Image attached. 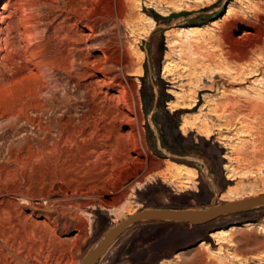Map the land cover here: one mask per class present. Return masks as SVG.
<instances>
[{"label": "rangeland", "instance_id": "rangeland-1", "mask_svg": "<svg viewBox=\"0 0 264 264\" xmlns=\"http://www.w3.org/2000/svg\"><path fill=\"white\" fill-rule=\"evenodd\" d=\"M202 2L99 0L92 7L95 21H82L76 28L72 9L83 6L81 0H0V198L7 200L0 218L4 223L12 213L21 227L39 233L36 239L30 237L29 243L23 238L20 247L9 252L10 258L21 264H82L88 253L133 213L150 209L203 211L229 200L264 195V114L231 109L232 103L245 105L257 95L264 97V70L259 77L242 81L225 78L227 72L238 78L237 70L244 68L245 62L228 59L216 41L226 24L232 28L230 35H241L254 13L264 15V0ZM229 9L233 11L230 15ZM236 23H240L238 29L233 30ZM90 27H95L93 41L79 44L74 33ZM190 27L206 29L205 36L196 37L198 41L191 38L190 43L178 36ZM87 43L92 46L84 55L89 53L96 60L106 49L111 67L128 57L125 75H133L126 77L136 90L129 100L138 101L141 120L136 130L146 142L141 152L152 157L149 168L132 165L115 170L108 181L93 165L88 169L92 158H80L77 167L67 166L63 172L64 160L56 154L44 151L21 158L16 153L15 144L25 137H49V146L56 140L65 148L56 118L68 109L75 118L89 112L85 93L61 71L71 63L81 66L78 49ZM253 56L264 59V54ZM167 62L173 63L170 78L164 73ZM38 64L42 77L36 75ZM172 80L177 84H171ZM214 83L218 87L213 88ZM202 87L211 92H201ZM37 90L43 93L39 96ZM37 103L47 108H34ZM21 110L24 115L21 113L19 120L12 117ZM92 115L96 121L89 122H106L100 111ZM115 130L119 135L125 133ZM94 131L96 126L87 124L86 145L96 142L98 147L101 139ZM205 131L213 137H204ZM10 147L16 149L15 154ZM136 153L126 157L133 159ZM254 160L255 165L250 162ZM225 165L242 176L230 182ZM177 167L197 171L190 188L173 181ZM249 171L251 176L245 178L243 174ZM106 193H114L115 201ZM39 200L52 201L55 206L35 210L24 203ZM232 228L234 239L229 238L230 243L228 238L222 239L226 244L216 245L211 235ZM234 242L237 246H232ZM203 244H209V250ZM30 249L32 259L26 253ZM235 252L240 256L234 257ZM263 256L264 207H260L200 226L148 223L131 228L98 264H222L223 260L226 264H264Z\"/></svg>", "mask_w": 264, "mask_h": 264}, {"label": "bare ground", "instance_id": "bare-ground-1", "mask_svg": "<svg viewBox=\"0 0 264 264\" xmlns=\"http://www.w3.org/2000/svg\"><path fill=\"white\" fill-rule=\"evenodd\" d=\"M81 1H82L83 6L81 5V7L79 8L72 9V13L75 15L74 27L76 28L80 27V24L82 23V21H86V20L89 22L95 21V15L93 13L94 9H92V7L95 3L97 4V1L99 0H81ZM207 1L209 2L210 0H203L202 3L204 4ZM90 6L91 8H89ZM231 13H233V11L230 10L228 15H230ZM123 14L124 13L120 15L119 19L123 17ZM251 18L253 19V21H249V26L247 27L245 31L241 33V35L235 36V37L232 34L230 35L228 32L232 28H230L229 26L230 24L229 25L226 24L224 25L222 34L216 40L217 42H219L224 54L227 56L228 59L234 60L236 62H245L244 68H238L237 70L238 78L232 77V75H230L229 72H227L228 76L227 75L224 76L225 78L227 77L229 79H234L235 81L236 80L242 81V80H245L246 77L249 79L255 78L257 76L259 77L260 76L259 73H262L264 70V59L259 60L258 57L256 59H253L254 56L252 57L253 53H258L260 55L264 54V15L262 13L256 12ZM155 24H153V26H155ZM239 24L240 23H236V25H234L233 27V30H237ZM205 30L200 27H196V28L190 27L188 29H182L181 31H179L178 36H181L183 39H186L187 41L189 40L191 41V38H194V37H195L194 40L196 39V37H199V36L204 37ZM88 31L89 33H87ZM74 34L79 44L85 41L86 39L92 40V38H94V35H95V27H90L89 30L84 29L83 33L79 32V33H74ZM216 38H213V40ZM198 39L196 40L198 41ZM197 44H200V43H197ZM173 45H175V42L172 43V46ZM91 46H92L91 44L87 43V44H84V49H82V47L78 49L79 50L78 52L80 54L77 60L81 62V66L79 68L76 67L75 64L71 63L70 67H65L61 69V71L65 72L69 76L70 80L73 81L77 90H82L85 93V97H86L85 102H87L88 106L90 107L89 112L87 114L81 115L77 118L69 115L70 114L69 109L66 112H64L60 117L56 118L55 122L60 128L61 142L65 145V148L64 147L60 148L59 143H58L59 141H56V140L52 146H49L47 142L49 137H47L44 140H36V139H32L31 137H25L19 140L17 144H15L17 147L16 149H18L17 150L18 152L16 151V149H13V147L12 148L10 147L11 149L9 148V150L11 151L13 150L12 151L13 154H15L14 151H16V153H18L17 157H21V158L26 157V156L29 158L35 157L37 155L42 154L44 151H48L49 153L53 155L56 154L59 156L60 159H62V161L64 160L63 164L61 165L62 171L66 169L67 166H70L72 168L77 167L78 162H79L78 160L80 158L84 160L88 158H92L94 159L93 162L87 163L88 169H91L93 165L95 168H97L100 171L99 175L102 178H104V180L108 181L110 179V173L115 170L123 169L129 166H132V165L134 166L139 165L143 167L144 166L147 167L148 165V168H149V166L152 164V157L149 153H147V151L145 154L141 152V149L144 147L146 142H145V136L141 132L138 133L137 131L138 129L136 130V126L138 123H140V120H141L140 113H139L140 111L138 110V101L136 99L134 100V102L129 100V96L131 93L134 97L136 96V90L131 85L130 81L127 79V77H132L133 75L132 74L125 75V68H126L125 65H126V62H128L129 60L128 57L127 59L124 58L121 62H118L114 68L108 65L109 62H112L111 61L112 58H110L109 51L106 49H102L101 51L102 56L96 60H92L89 53L84 55V52H89L88 50L91 49ZM191 46H188V47L190 48ZM36 66H38L36 70L37 71L36 75L38 77L44 76V72L41 69H39L40 65L38 64ZM172 66H173V63L171 62L166 63L165 68H164V73H165L166 78L172 77V74H171ZM114 69H116V73ZM172 81L174 82H172L171 84L173 85L177 84V81L176 82L175 80H172ZM221 86L223 87L224 85H221ZM225 86H226V83H225ZM216 87H218V83L213 84V88H216ZM46 88L47 87H45V89ZM37 91L38 92L36 93L39 96L43 93V90H37ZM201 92L206 93V92H211V90L207 87H202ZM256 97L257 98L254 100H249L248 103H245V105H237V104L232 103L231 105L232 112H235V111L240 112L245 109L247 111L249 110L254 116L259 115V114L262 116L264 114V97L263 95H257ZM32 102L34 103V101ZM196 107H197L196 104L192 106V108H196ZM34 108L44 110L47 107L43 103H37L34 106ZM182 109H185V108L182 107ZM98 111H100L104 115L103 118H105L106 122H100V124L98 122H89V121H96V118H94L92 114ZM21 113H22V110L18 111L17 114H12V117L14 116L16 120L17 119L19 120V115H21ZM22 115H24V113H22ZM259 119L262 120L263 118L261 119L259 117ZM12 123H10V125H12L10 129L13 128ZM87 124L96 126V132L95 131L94 132L101 139V141L97 143V144H100L99 146L97 145L98 147H96L95 145L96 142L95 144L90 143L91 145H86L87 143L85 140V136L87 134L86 133ZM115 129L125 130V133L123 135H119ZM202 134L207 139H210L213 137L207 131L202 132ZM35 141H38V143H35ZM130 152H137L136 157L133 159L126 157L130 154ZM119 156H123V158H120ZM225 159H228V158L225 157ZM247 160L248 159H245L244 161H247ZM250 162L254 163L255 160L250 161ZM250 162L248 164H250ZM224 168L229 173L228 180L230 182H234L236 181L237 177L242 176L238 173L237 170H234L232 166L225 165ZM251 174L252 173L249 171L243 174V176L246 178V177H250ZM174 175L175 176H174L173 181H180L187 188H190L189 187L190 180L192 178L195 179L198 176L197 171L189 167H177L176 174ZM106 194L107 196H110L109 198H111V201H115L116 195L114 193H106ZM243 200H246V198ZM237 201L239 200L238 199L229 200L230 203L237 202ZM6 203H7L6 197H1L0 198V213L3 211L1 209L2 206ZM24 203L28 206H31L35 210H47L49 209V207L55 206V203L49 200H46V201L39 200L34 203L25 201ZM84 205L85 204H83V206ZM9 208L10 207H8L7 210H9ZM111 211L113 212L114 210H111ZM200 213L207 215L208 210L200 211ZM134 215L136 214L135 213L131 214V216H134ZM18 222H19V219L12 213L8 215V218L4 223L1 221V218H0V264H21L19 262L20 260L10 258L9 252L12 253L13 249L16 246L20 247L19 243L23 241L22 240L23 238H26L28 242V239L30 240V237H33L36 239V237H38L39 235L37 230L29 231L26 228V226L21 227V224H17ZM13 223H15L16 225L11 226V224ZM233 232H235L233 228L222 230L217 233H213L211 237L214 239L216 245H219V243L222 242V239H226V238H228V241L227 240H223V241H227L228 243H230L229 238L231 239L234 237V236L232 237ZM233 239L231 242H233ZM222 243H225V242H222ZM203 245L205 246V249L209 250V244H203ZM235 245L237 246V244H235L234 242L232 246H235ZM240 252H238V255H236V252H235L234 257L240 256L239 255ZM26 253L28 255V258L32 259L33 249L26 251ZM221 255L223 254L220 253L219 256ZM19 256L16 255V257L18 258ZM178 258L180 257H177V259ZM240 259H242V257ZM244 260L248 261L246 259ZM244 260L242 262H245ZM223 261L221 263L226 264L225 261L224 262Z\"/></svg>", "mask_w": 264, "mask_h": 264}, {"label": "water", "instance_id": "water-1", "mask_svg": "<svg viewBox=\"0 0 264 264\" xmlns=\"http://www.w3.org/2000/svg\"><path fill=\"white\" fill-rule=\"evenodd\" d=\"M260 207H264V195L214 206L208 210L207 215L201 214L200 211L146 210L131 216L125 222L112 229L101 242L88 253L82 264H98L119 237L134 227H139L148 223L200 226L225 216L236 215Z\"/></svg>", "mask_w": 264, "mask_h": 264}]
</instances>
